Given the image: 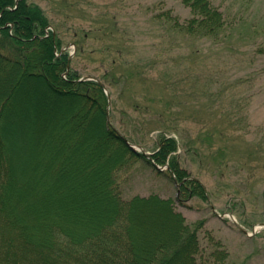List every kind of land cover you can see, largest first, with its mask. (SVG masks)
Segmentation results:
<instances>
[{
    "label": "trees",
    "instance_id": "1",
    "mask_svg": "<svg viewBox=\"0 0 264 264\" xmlns=\"http://www.w3.org/2000/svg\"><path fill=\"white\" fill-rule=\"evenodd\" d=\"M181 1L191 11L184 20L172 8L151 10L164 39L156 44L158 54L143 53L138 32L113 15L101 25L72 30L78 58L89 41L105 39L99 48L106 64L100 82L82 79L64 50L62 25L40 4L0 0V264L227 263L228 249L204 228L205 220L187 222L173 197L152 193L127 199L116 176L138 163L168 165L166 172L156 169L181 182L180 196L209 200L204 184L180 163L179 140L169 133L179 125L172 119L178 113L164 101L195 93L205 73L200 60L208 58L202 43L222 42L228 24L211 0ZM50 25L54 30L47 35ZM177 37L193 41V50L174 51ZM258 53L264 54V45ZM122 78L120 93H130L133 114L166 105L158 110L163 130L150 157L127 142L139 139L108 121L105 88L112 92ZM28 83L36 91L33 99L26 95ZM135 85L142 87L138 94L132 92ZM206 127L201 136L211 139ZM73 188L75 197L78 191L99 194L95 207L68 200ZM101 200L107 208L99 214ZM203 238L208 243L202 245Z\"/></svg>",
    "mask_w": 264,
    "mask_h": 264
},
{
    "label": "rangeland",
    "instance_id": "2",
    "mask_svg": "<svg viewBox=\"0 0 264 264\" xmlns=\"http://www.w3.org/2000/svg\"><path fill=\"white\" fill-rule=\"evenodd\" d=\"M31 1L40 4L56 23L62 25V37L70 46V54H74L73 67L80 71L82 79L91 80H100L98 76L105 71L106 64L102 62L99 49L105 45V39L89 41L87 52L78 58L79 47L74 42L72 30L80 26L88 28L96 21L101 25L103 23L100 21H106L113 15L120 25L138 32L142 39L141 51L153 55L161 50L156 48V44L164 41L158 36V24L151 20L153 7L158 6L155 8L157 10L161 7L172 8L182 20L191 16L190 8L181 0ZM211 1L224 13L228 24L227 37L219 43H202L208 58L200 60L199 68L201 70L203 67L205 73L193 88L195 93L184 92L164 101L171 106V111L178 113L172 119L178 121L179 125L169 133L179 140L180 163L204 184L210 193V200L180 196L178 190L181 182L177 180L176 184L174 179L160 174L148 164L138 163L129 171H118L116 176L127 199L152 193L165 198L173 197L177 210L186 217L187 222L205 220L204 228L228 249L226 264H264V226L261 225L264 222V54L258 53V49L264 45V0ZM177 39L176 43L180 46L174 51L183 53L193 50L190 47L193 41L186 42L181 37ZM123 82V78L121 84L118 80L112 92L105 88L110 97V123L127 136L139 139L142 144L133 143L151 154L163 130V120L158 110L163 111L166 105L147 109V114H133L129 109L130 93H120ZM27 86L26 95L33 99L36 94L34 86L31 83ZM141 91L140 85L132 88L135 94ZM140 101L146 107L143 95ZM32 112L36 113V108ZM51 121L47 120V125ZM144 121L147 123L145 127ZM205 125L211 139L201 136ZM220 129H223L222 135L218 136ZM162 171L166 172L167 169L164 167ZM74 190L77 191L73 188L71 194H74ZM78 192L76 197L74 194L68 200L77 198L75 203L95 207L96 200L100 198L99 194L90 192L87 197L85 193ZM67 207L70 208V205ZM98 207L97 212L102 214L107 205L101 200ZM93 213L95 216L96 212ZM234 218L248 233L237 226ZM249 223H253L252 226ZM208 241L203 238L202 245Z\"/></svg>",
    "mask_w": 264,
    "mask_h": 264
},
{
    "label": "water",
    "instance_id": "3",
    "mask_svg": "<svg viewBox=\"0 0 264 264\" xmlns=\"http://www.w3.org/2000/svg\"><path fill=\"white\" fill-rule=\"evenodd\" d=\"M108 121H109V122L111 121V120H110V117H109V108H108ZM127 142H128V141H127ZM128 144H129L130 147H132V148H134V149H137V150H139V151H143V152H145L143 149L140 150L139 147H138L137 145L132 144L131 142H128ZM155 166H156L159 170H164L163 167L158 166L157 164H155ZM176 181H177V180H176ZM212 207H214V206L212 205ZM236 223H237V221H236ZM237 225H238V227H239L242 231L248 233V231L246 230V228L243 227L241 224L237 223ZM261 225L264 226V223H261Z\"/></svg>",
    "mask_w": 264,
    "mask_h": 264
}]
</instances>
